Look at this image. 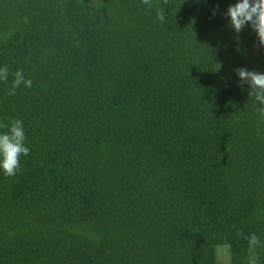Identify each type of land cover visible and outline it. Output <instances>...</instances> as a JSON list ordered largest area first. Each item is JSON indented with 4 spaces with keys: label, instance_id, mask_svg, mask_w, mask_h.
<instances>
[{
    "label": "trees",
    "instance_id": "1",
    "mask_svg": "<svg viewBox=\"0 0 264 264\" xmlns=\"http://www.w3.org/2000/svg\"><path fill=\"white\" fill-rule=\"evenodd\" d=\"M232 3L0 0V133L30 148L0 172V264H246L249 233L264 264V115L233 71L264 47Z\"/></svg>",
    "mask_w": 264,
    "mask_h": 264
},
{
    "label": "clouds",
    "instance_id": "2",
    "mask_svg": "<svg viewBox=\"0 0 264 264\" xmlns=\"http://www.w3.org/2000/svg\"><path fill=\"white\" fill-rule=\"evenodd\" d=\"M218 8L212 9V15L217 14ZM224 15L227 17L231 29L239 35L246 27L250 28L258 38V44L264 47V0H235L229 4ZM163 19V17H161ZM234 74L241 86L247 85L248 96L254 97L258 111L264 115V72L248 70L246 67H236ZM8 95L14 96L16 90L23 85L32 86L31 78H26L23 70L17 69L13 74ZM9 69L0 66V81H7ZM23 121L14 119L7 131L0 133V172L7 176H14L20 169L21 155L27 156L30 148L25 144ZM243 235V233H241ZM248 242V256L246 264H261L257 249L262 247L260 238L255 233L243 237Z\"/></svg>",
    "mask_w": 264,
    "mask_h": 264
},
{
    "label": "rangeland",
    "instance_id": "3",
    "mask_svg": "<svg viewBox=\"0 0 264 264\" xmlns=\"http://www.w3.org/2000/svg\"><path fill=\"white\" fill-rule=\"evenodd\" d=\"M215 192H217L216 189L214 190V193ZM218 192L220 191L218 190ZM222 218H223V215H222ZM216 258H217V264H231L230 250H229L228 244L222 242L216 246Z\"/></svg>",
    "mask_w": 264,
    "mask_h": 264
}]
</instances>
